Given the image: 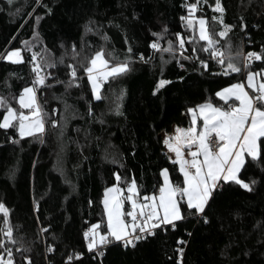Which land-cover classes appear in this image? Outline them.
Returning a JSON list of instances; mask_svg holds the SVG:
<instances>
[{
	"label": "trees",
	"instance_id": "trees-1",
	"mask_svg": "<svg viewBox=\"0 0 264 264\" xmlns=\"http://www.w3.org/2000/svg\"><path fill=\"white\" fill-rule=\"evenodd\" d=\"M193 2L13 0L9 4L0 0V54L19 47L24 56L22 63L0 59V96L19 109L14 97L33 79L31 52L43 55L46 48L57 61L56 67L46 69L52 75L37 91L47 114L45 133L38 134L39 138L20 137L15 129H0V202L10 210L9 223L17 241L13 244L0 231L4 241L0 253L5 258L6 246L12 249L16 264H28L26 256L31 264H264V160L248 162L241 170V179L257 181L253 191L229 182L214 194L206 208L207 223L188 216L177 222L176 229L157 231L134 248L119 241L111 243L103 247V256L95 250L89 252L83 237L95 223L106 230L104 190L117 183L116 174L125 190L127 182L135 178L141 196L158 192L163 183L161 169L170 166L159 133L173 123L185 124V108L205 102L230 106L234 101H224L216 92L242 82L249 70L264 69V61L244 67L241 54L234 60L241 71L228 70L225 75L210 52L203 50L205 41L196 38L189 42L188 37H198V33L187 28L181 17L188 15L185 5ZM214 3L200 0L195 15L206 17L209 30L218 32L221 26L211 18L219 13L209 6ZM221 3L225 23L235 27L228 37H216L219 47L223 49L230 41L233 53L259 51L264 45V0ZM241 18L246 25L243 29ZM86 25L93 30L86 31ZM154 33H162V37ZM176 33L185 39L183 49L176 43ZM157 39L163 41L162 48L173 41L177 50L152 49L150 45ZM24 40L33 45L31 52L21 43ZM101 47L109 58L130 56L131 70L104 82L97 100L82 65ZM141 54L144 60L139 59ZM69 64L77 68L78 87L61 83L69 79ZM160 79L169 83L154 94ZM4 111L0 108V120ZM52 119L58 121L57 126H52ZM172 174L180 183L176 170ZM129 208L125 201V211ZM3 227L0 214V229ZM178 241L187 243L178 247ZM49 247L53 250L48 251ZM75 253L83 255L77 258ZM69 255H73L72 261H68Z\"/></svg>",
	"mask_w": 264,
	"mask_h": 264
},
{
	"label": "snow or ice",
	"instance_id": "snow-or-ice-1",
	"mask_svg": "<svg viewBox=\"0 0 264 264\" xmlns=\"http://www.w3.org/2000/svg\"><path fill=\"white\" fill-rule=\"evenodd\" d=\"M12 2L13 0H8L9 4ZM37 2L39 3L40 0ZM204 3H208V0H204ZM199 5L200 0L186 4L188 15L181 17L187 28L192 29L194 34L198 33V37L196 35L188 37L189 42L196 38L205 41L206 45L203 50L210 52L211 57L222 66L225 75H228V70L239 73L241 67L234 60L241 53L232 52L230 41L222 49L219 47L220 40L216 39L217 36L228 37L235 27L233 24L225 23V9L221 0H215L214 5H209L219 13L211 18L221 26L218 32L209 30L206 17L195 15ZM49 11L51 10L49 9ZM39 19L40 17L37 16L36 20L39 21ZM91 23L94 22L90 21L89 24ZM244 27L246 25L241 18V28ZM85 29L86 31L93 30L88 25L85 26ZM33 35L38 37V33ZM153 35L158 38L162 37V33ZM176 37V43L180 49H183L185 39L180 33H176ZM21 43L31 52L33 45L29 41L24 40ZM168 44V48H162L159 39H157L151 43L150 47L169 53L177 50L173 47V41L169 40ZM73 50H75V45H73ZM127 51L131 53V47ZM42 52L43 55L41 52H31L29 63L33 79L30 85L22 89L18 97H14L19 104V109L12 107L7 98L0 96V108L5 109L3 119L0 120V129L6 131L15 129L20 137L39 138V135L45 133L46 130L45 125L48 121L45 117L47 114L38 102L37 91L40 86H46L48 77L52 75V73L46 72V69L56 67L57 61L52 58L50 50L45 48L42 49ZM193 52H195V48ZM74 55H78V53L74 51ZM109 56L110 54L101 47L82 65L87 81L90 83L92 95L97 100L101 99V88L104 82L131 70L130 56H126L123 60L109 58ZM0 59L22 63L24 56L22 49L16 47L7 51L6 54H0ZM139 59L144 60L143 54L139 56ZM186 59H191V57H186ZM253 61H264V45H261L259 51H248L243 55L244 67H249ZM59 63H63V58H60ZM200 63L207 67L206 61L201 60ZM225 64L226 68L223 67ZM180 66L183 67V65ZM68 69L69 79L61 83H65L67 87L73 85L78 87L77 68L73 64H69ZM257 77L260 79L257 80ZM166 83L169 81L160 79L154 94ZM246 84L247 89L245 82H236L216 92V96L221 99L227 101L234 97L238 103L230 105L227 109L214 106L210 102L189 108L187 111L192 114L191 125L188 128L177 127L174 135H165L163 143L170 153L175 154L174 159L171 156L169 159L173 164L179 165V172L183 176L182 187L179 184H174L169 177L168 169L163 168L160 173L163 183L159 185L158 192L141 196L135 178L127 182L125 190L119 186L122 178L119 174L115 175L117 183L104 190L103 205L107 217L106 230L101 231L100 224L95 223L83 233L89 252L95 250L99 256H103V247L116 241L121 242L125 247L134 248L139 241L146 240L150 236L154 237L157 231L176 229L177 222L186 220L188 216L207 223L206 208L209 206L210 200L229 182L248 191H253V186L257 181L241 179L240 173L242 169H246L248 162L264 160V154H262L264 153V139H262L264 138V69L259 72L247 71ZM22 109L28 111L25 112ZM201 118L202 124L198 129L197 121ZM50 123L53 127L58 125V121L55 119H52ZM13 142L18 141L14 139ZM185 149H187L188 158H186ZM125 201L130 205L127 212L124 211ZM181 202H183V208ZM0 214H2L4 224L0 231L4 232L7 239L15 244L17 241L13 237V226L9 223L10 210L3 202H0ZM42 231H46V229H42ZM178 242L187 243V241ZM3 245L4 241L0 240V246ZM52 250L51 247L48 248V251ZM178 251L182 256L184 248L181 247ZM4 252L7 253V258L4 253H0V264H16L12 249L5 246ZM74 255L78 258L83 253ZM24 259L28 261V264H31L30 257L26 256ZM67 259L72 261L73 255H69Z\"/></svg>",
	"mask_w": 264,
	"mask_h": 264
},
{
	"label": "crops",
	"instance_id": "crops-1",
	"mask_svg": "<svg viewBox=\"0 0 264 264\" xmlns=\"http://www.w3.org/2000/svg\"><path fill=\"white\" fill-rule=\"evenodd\" d=\"M253 72H254V71H253ZM259 79H260V78L257 77V80H259ZM242 82H245V86H246V89H247L246 76H245V79H244ZM226 87H227V86H226ZM222 89H223V88H222ZM220 90H221V89H220ZM220 90H219V91H220ZM249 91H250V94H251V90H250V89H249ZM231 99L234 101V103H238V101H235V98H234V97H233V98H229L227 101H229V100H231ZM224 101H225V100H224ZM210 103H211V102H210ZM234 103H233V104H234ZM201 104H202V103H201ZM212 104H213L214 106H217V105H215L214 103H212ZM217 107H221V108L227 109L229 106L226 105V106H217ZM191 108H195V107H191ZM187 109H189V108H185V109L183 110V117H184V119L186 120L185 124L173 123L172 126H171V128H170L169 130H163V131H161V132L159 133V138H160V142H161V146H162L163 152L167 155L168 159H169V156H171V157L174 159V158H175V154L169 152V150L167 149V147H166V146L164 145V143H163V139H164L165 135H169V136L174 135V134H175V129H176L177 127H180V128H188V127L191 125L192 114L189 113V112L187 111ZM201 124H202V118H201L200 120L197 121V128H198V129H199V127H200ZM193 150H194V148H193ZM185 155H186V158H188V157H187V149H185ZM169 161H170V166H169V167H166V168H169V169H170L172 182H173L174 184H179V185L182 187V186H183V184H182L183 176H182V173L179 172V165H178V164H173V163H172V160H170V159H169ZM172 170H176V173L180 176V178H181V182H180V183H177V182L175 181V179H174V177H173V174H172ZM111 186H113V185H111ZM111 186H109V187H111ZM103 198H104V197H103Z\"/></svg>",
	"mask_w": 264,
	"mask_h": 264
},
{
	"label": "rangeland",
	"instance_id": "rangeland-1",
	"mask_svg": "<svg viewBox=\"0 0 264 264\" xmlns=\"http://www.w3.org/2000/svg\"><path fill=\"white\" fill-rule=\"evenodd\" d=\"M240 53L242 54V55H244L245 53H244V51L242 50V51H240ZM23 111H25V112H27L28 110L27 109H23ZM168 169V172H169V177H170V179H171V172H170V169L169 168H167ZM171 181H172V179H171ZM127 193H125V195H126ZM130 209V208H129ZM128 209V210H129ZM127 210V211H128ZM124 211H125V209H124ZM127 211H125V212H127Z\"/></svg>",
	"mask_w": 264,
	"mask_h": 264
},
{
	"label": "built area",
	"instance_id": "built-area-1",
	"mask_svg": "<svg viewBox=\"0 0 264 264\" xmlns=\"http://www.w3.org/2000/svg\"><path fill=\"white\" fill-rule=\"evenodd\" d=\"M159 42H160V44H161V47H162V46H163V41H162V40H159ZM231 105H232V104H231ZM181 244H182V243H179V242H178V243H177L178 247H180V246H181Z\"/></svg>",
	"mask_w": 264,
	"mask_h": 264
}]
</instances>
